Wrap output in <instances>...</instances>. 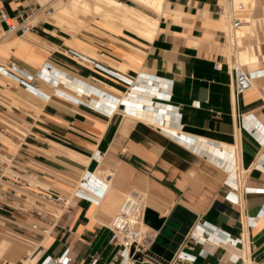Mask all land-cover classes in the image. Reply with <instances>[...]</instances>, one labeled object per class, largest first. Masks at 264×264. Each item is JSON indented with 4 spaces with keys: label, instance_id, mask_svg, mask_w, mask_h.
<instances>
[{
    "label": "crops",
    "instance_id": "1",
    "mask_svg": "<svg viewBox=\"0 0 264 264\" xmlns=\"http://www.w3.org/2000/svg\"><path fill=\"white\" fill-rule=\"evenodd\" d=\"M241 2L233 29L224 0H0L32 25L9 33L0 17V64L51 71L40 92L19 69L23 82L0 73V149L18 157L0 264H127L110 243L126 197L159 217L196 215L171 260L144 223L132 264H264V0ZM233 56L253 78L240 95ZM50 191L75 205L61 210Z\"/></svg>",
    "mask_w": 264,
    "mask_h": 264
},
{
    "label": "built area",
    "instance_id": "2",
    "mask_svg": "<svg viewBox=\"0 0 264 264\" xmlns=\"http://www.w3.org/2000/svg\"><path fill=\"white\" fill-rule=\"evenodd\" d=\"M49 13L53 12V8L48 10ZM225 13V8L222 9ZM240 12H233L231 24L233 29H237L242 26V19L239 17ZM0 17L8 24V32L14 33L21 30L22 33H28L32 29L29 18H26L22 23L16 24L9 15L2 11ZM20 70L21 74L30 77V87L40 92L39 85L35 80L39 78H49L51 76L50 67L47 65L40 71L29 74L26 70L20 69L16 61L10 62L8 65L0 64V73L12 77L19 82H23V78L15 75L12 70ZM234 70V89L236 95L243 94L253 86V78L249 71L239 64L236 59L233 62ZM17 155L8 151L0 149V199L3 198L7 192V188L4 185L6 178L9 175V169H18ZM15 180L20 179V175L14 174ZM137 195V193H135ZM43 198L49 202L57 204L61 210H68L75 205V198L73 195H65L60 192H46ZM146 205H140L137 200L132 197H126L118 212L114 215L110 222L111 236L110 243L118 248V257H121L122 261H126L127 264H132L139 255L144 252L143 245L146 239V231L143 230L142 225L145 222ZM37 211V210H35ZM96 259L92 264H95Z\"/></svg>",
    "mask_w": 264,
    "mask_h": 264
},
{
    "label": "water",
    "instance_id": "3",
    "mask_svg": "<svg viewBox=\"0 0 264 264\" xmlns=\"http://www.w3.org/2000/svg\"><path fill=\"white\" fill-rule=\"evenodd\" d=\"M195 220L196 215L181 206H177L167 217H159L156 211L147 208L145 222L159 231L152 251L165 260H171Z\"/></svg>",
    "mask_w": 264,
    "mask_h": 264
},
{
    "label": "bare ground",
    "instance_id": "4",
    "mask_svg": "<svg viewBox=\"0 0 264 264\" xmlns=\"http://www.w3.org/2000/svg\"><path fill=\"white\" fill-rule=\"evenodd\" d=\"M144 1V0H143ZM147 1V0H146ZM157 1V0H156ZM160 1V0H159ZM243 1V6L245 7V8H248L249 6H251L250 5V3L252 2V0H242ZM254 1V0H253ZM224 2H225V9H226V11H227V9H228V6L230 5V7H231V10H230V12H231V16H232V14H233V12H237L238 10H235L234 9V0H224ZM151 4V3H150ZM160 4V3H159ZM156 5V4H155ZM155 5H153V6H155ZM123 6V5H122ZM251 8V7H250ZM241 10V9H240ZM105 11H106V14L107 15H109V16H111L112 14L110 13L111 11H109V9L108 8H106L105 9ZM244 11V10H243ZM114 13V15L116 14L117 16H124L122 13H120V12H117V11H114L113 12ZM134 15H135V13H134ZM137 15V14H136ZM139 17V16H138ZM232 18H233V16H232ZM147 26H148V28H143L141 31H142V34H146V35H149V36H151V34H152V29H153V27H152V24L149 22V23H147ZM240 28V27H239ZM145 35V36H146ZM236 59V57L235 56H233L232 57V63L234 62V60ZM139 197V196H138Z\"/></svg>",
    "mask_w": 264,
    "mask_h": 264
},
{
    "label": "rangeland",
    "instance_id": "5",
    "mask_svg": "<svg viewBox=\"0 0 264 264\" xmlns=\"http://www.w3.org/2000/svg\"><path fill=\"white\" fill-rule=\"evenodd\" d=\"M238 1V0H237ZM255 1H257V0H255ZM59 11V10H58ZM244 13H243V15H241V16H239L241 19H244ZM242 30H244V28H242ZM118 212V211H117ZM143 226V225H142Z\"/></svg>",
    "mask_w": 264,
    "mask_h": 264
}]
</instances>
